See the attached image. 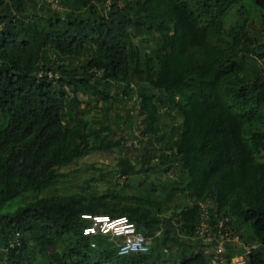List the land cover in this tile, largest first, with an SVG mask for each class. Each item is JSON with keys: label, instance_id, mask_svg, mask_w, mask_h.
I'll use <instances>...</instances> for the list:
<instances>
[{"label": "trees", "instance_id": "16d2710c", "mask_svg": "<svg viewBox=\"0 0 264 264\" xmlns=\"http://www.w3.org/2000/svg\"><path fill=\"white\" fill-rule=\"evenodd\" d=\"M262 11L264 0H0V264H212L195 238L201 202L234 219L254 246L247 264H264V44L249 29ZM130 100L134 115H111ZM141 125L137 161L110 172L122 184L41 195L60 168L125 150ZM156 169L176 172L148 180ZM86 214L127 216L150 251L85 236Z\"/></svg>", "mask_w": 264, "mask_h": 264}, {"label": "built area", "instance_id": "2783aa9c", "mask_svg": "<svg viewBox=\"0 0 264 264\" xmlns=\"http://www.w3.org/2000/svg\"><path fill=\"white\" fill-rule=\"evenodd\" d=\"M47 2L55 9L61 8V0H47ZM59 77V73L52 69H42L38 72L40 80L46 78L56 80ZM134 135L135 139L128 142L127 146L137 148L141 132L135 130ZM83 217L92 223L83 230V234L85 236L103 234L121 240L118 245L120 255L147 253L151 249L152 238H148L140 232L135 223L127 216L113 218L109 215L86 214ZM198 217L195 238L204 245V252L212 264H247L254 246L247 243L239 245L240 237L236 233L232 217L220 215L215 207H212L208 202L199 204ZM158 235H160V231L156 233V236ZM16 245L21 246L19 233L16 236V243L12 246ZM229 247L241 250V253L232 258L226 257L224 254Z\"/></svg>", "mask_w": 264, "mask_h": 264}, {"label": "rangeland", "instance_id": "374dc122", "mask_svg": "<svg viewBox=\"0 0 264 264\" xmlns=\"http://www.w3.org/2000/svg\"><path fill=\"white\" fill-rule=\"evenodd\" d=\"M236 18V17H235ZM250 32L252 36H255L256 38L260 39V43L264 44V11L254 14L253 18L250 21ZM258 64L262 69H264V64L261 59L258 58ZM134 103L131 102V100L128 103H123L122 101H119L115 103L111 109V115L115 116L117 112H120L122 116H127L128 113L132 112L134 110L133 107ZM134 110L133 112H135ZM132 114L134 115V113ZM91 114H97L95 110L92 111ZM171 117L166 118V122L168 124L171 123ZM180 119L177 118V121ZM142 121V117L138 116L136 118L135 122L140 123ZM7 123V119H4V117L0 116V129ZM143 129V126L136 127V130L141 131ZM134 131V129H133ZM130 130H121L119 131L118 137H128L129 138ZM147 136H144L141 134L140 140L143 141V143L146 142ZM131 139L128 140L130 142ZM141 147L139 148H133L126 145L125 150L121 151L119 149H114L111 151H103V152H96L88 155L87 157L81 158L76 160V162L64 167L60 168L59 172L63 174V177L59 184H57L55 187L51 188L50 190L44 192L41 195H46L47 193H70L74 190H77L79 186L82 184V182H89L93 186H98L101 189H105L109 182L114 183L117 179L122 184L124 180L127 177H123L120 175L112 176L110 174L111 171H113L122 156L127 155L131 161L136 162L137 161V155L140 153ZM164 169V168H163ZM175 170H170V172L165 175L162 169H156L151 172H149L148 180L156 181L158 179H162L167 176H173L175 175ZM129 184H133L134 181H140L145 179L144 173H137V174H131L128 178ZM32 195L24 197V201L30 199ZM18 201V200H17ZM239 245L241 246L242 240L239 239ZM39 250H36V252ZM6 264V263H5Z\"/></svg>", "mask_w": 264, "mask_h": 264}, {"label": "clouds", "instance_id": "9594fccd", "mask_svg": "<svg viewBox=\"0 0 264 264\" xmlns=\"http://www.w3.org/2000/svg\"><path fill=\"white\" fill-rule=\"evenodd\" d=\"M127 145V144H126ZM138 148V147H137Z\"/></svg>", "mask_w": 264, "mask_h": 264}]
</instances>
